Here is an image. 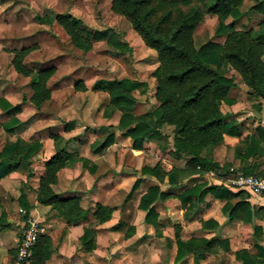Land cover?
I'll return each mask as SVG.
<instances>
[{"label":"rangeland","instance_id":"1","mask_svg":"<svg viewBox=\"0 0 264 264\" xmlns=\"http://www.w3.org/2000/svg\"><path fill=\"white\" fill-rule=\"evenodd\" d=\"M111 2L0 0V99L20 108L19 113L14 115L19 124L14 127L13 133L8 134L0 128V151L5 144L16 139L41 145L29 164L18 172L22 180L2 186L7 189L8 195L1 197L0 194V213L4 212L6 218L9 211L15 212L16 219L21 223L23 221V225L31 218L29 214L24 221V212L18 211L19 190L24 192L25 188L31 189L34 196L38 178L43 173L42 160L54 154L56 148H63L73 153L78 161L58 173L54 191L64 197L79 196L81 206L91 211L96 203L106 205L113 211L107 223L98 224L91 216L86 223H82V229L95 232V248L85 252L80 247L82 253H87L85 257H90V260H84V264H175L177 232L184 241L190 238L209 240L212 253L200 264H240L234 258V253L239 250H245L254 262L260 258L254 245L258 244L264 249L263 209L257 211L250 223L239 220L229 222L222 213L224 202L207 195L193 217L186 219V209L176 196L198 183L210 185L217 178L214 172L210 171L205 176L195 175L176 188L167 186L166 176L160 182L153 177H141L143 167H156L167 173L172 168L185 165L187 158L173 155L172 128L163 127L161 132L166 138L145 143L142 151L133 150L130 139L115 131L120 112L107 115L108 83L123 78L145 83V91L140 89L133 93L136 99L133 113L136 116L147 113L157 105L154 98L156 83L151 73L158 66V61L156 52L145 46L130 23L112 12ZM252 6V1H244L241 11L245 15L236 22L235 30L258 28L263 16L248 11ZM57 14H70L80 20L79 33L83 37L90 38L94 33L104 31L125 48L109 45L107 38L93 42L91 50L87 52L75 48L59 25L55 22L52 25L40 23L35 18H54ZM216 25V16L203 15L193 34L196 48L209 40L219 44L225 41L226 37L214 35ZM29 47L31 51L22 60L23 66L32 73L41 67L56 69L47 83L51 91L50 100L38 109L29 102L32 94L29 77L16 72L12 65L14 51ZM228 76L234 83L229 92V98L234 103L223 104L221 112L236 123L240 135L225 136L223 143L213 149L212 158L220 166L226 165L238 172L242 163L234 159V148L240 141L253 135L257 127L264 128V101L250 98L249 90L237 72L229 69ZM77 81L83 83L84 90L75 88ZM10 117L0 109V125L8 122ZM67 123L73 125L69 132L65 131ZM109 134L116 137L114 143L95 152L94 149L101 147ZM54 136L59 139L55 140ZM81 159L87 161V165L84 166ZM90 166H96L95 174L89 172ZM236 174L221 181L227 185L226 182ZM137 177L142 178L141 185L129 195ZM25 179L26 183L23 182ZM153 185H159L167 195L165 201L155 204L157 226L145 224V212L138 208L141 196ZM239 199L259 208L261 206L260 201L244 192L232 202ZM208 220H214L218 228L204 229L202 224ZM254 226L261 228L257 236L253 232ZM224 240L228 241V251L221 245ZM179 264H194L193 256H187Z\"/></svg>","mask_w":264,"mask_h":264},{"label":"trees","instance_id":"2","mask_svg":"<svg viewBox=\"0 0 264 264\" xmlns=\"http://www.w3.org/2000/svg\"><path fill=\"white\" fill-rule=\"evenodd\" d=\"M244 1L112 0L111 2L112 12L123 16L145 46L157 54L158 66L151 73L156 83L154 98L157 105L147 113L134 115L136 99L133 93L140 89L145 91L146 84L123 78L108 83L109 113L107 115L115 111L120 112L115 130L130 139L131 148L135 151H142L147 142L164 140L166 137L161 132L162 128L171 127L173 155L177 158H187L182 168H172L166 173L156 167H143L140 176L153 177L159 182L166 176V184L170 188L180 187L184 181L193 176H205L210 171L217 177L214 178L216 182L213 181L210 185L198 183L176 196L186 209L184 216L188 220L204 203L207 195L224 202L222 213L229 222L239 220L250 223L258 210H264V202L260 200H257L260 201V208L244 199L232 202L242 192H247L238 189L236 191L221 181L233 173L264 179V170H262L264 128L257 127L253 135L240 141L234 148V159L242 163L238 172L229 166H220L212 158L213 149L223 143L225 136L240 135L236 123L228 120L229 116L221 112L223 104L234 103L229 98V92L234 87L232 78L228 76L229 69L239 74L252 100L264 101V0H249L253 2V6L248 11H255L263 16L258 28L235 30L236 22L245 15L241 11ZM204 14L216 16L217 25L214 35L226 37L222 44L209 40L197 48L194 46L193 34ZM35 18L38 22L47 25L55 22L63 29L71 44L85 52L91 50L93 42L106 38L109 45L118 49L124 47L104 31L94 33L90 38L83 37L79 33L81 21L70 14H57L54 18L44 16ZM30 51V47L14 51L12 65L16 72L29 77L28 84L32 90L29 102L38 109L50 100L51 91L47 83L56 69L41 67L32 73L22 65V60ZM75 88L82 91L84 85L81 81H77ZM0 109L11 115L8 122L1 124L0 128L12 134L14 127L19 124L14 115L19 113L20 108L0 99ZM72 129L71 123L65 125L66 132ZM53 138L59 139L55 136ZM114 141L113 134H109L104 139L103 145L94 149L95 152L111 146ZM40 147L38 142L25 143L19 139L5 144L0 151V181L14 172L22 171ZM76 161L78 159L73 153L63 148H56L54 154L44 163V173L39 178L36 201L39 205L55 211L68 225L88 221L90 215L98 224L107 223L113 213L110 207L96 204L91 211L81 206L80 197L62 198L53 191L52 186L57 182L58 173ZM80 161L84 166L87 165V161L82 159ZM88 170L91 174H95L96 166H90ZM141 177L135 179L129 195L138 190L142 182ZM166 198L167 195L159 185L150 186L141 196L138 208L145 212V224L158 225L155 204L165 201ZM18 203L24 212L25 221L30 214L31 206L23 191H20ZM4 219L5 213L2 212L0 222L4 223ZM202 227L212 230L218 228V224L214 220H208L203 222ZM253 232L257 236L261 228L254 226ZM175 238V264L181 263L189 255L193 256L194 264H200L212 253L213 248L208 239L190 238L184 241L179 238L178 232ZM78 241L85 252L92 251L95 248L94 230L84 228ZM221 245L225 251L229 250L227 240L222 241ZM254 246L260 258L253 262L245 250H239L234 253L235 260L240 264H264V249L258 244ZM51 251L50 237L40 235L32 248L31 264H45Z\"/></svg>","mask_w":264,"mask_h":264},{"label":"crops","instance_id":"3","mask_svg":"<svg viewBox=\"0 0 264 264\" xmlns=\"http://www.w3.org/2000/svg\"><path fill=\"white\" fill-rule=\"evenodd\" d=\"M115 138L116 137H114V140ZM50 157L51 156H49L47 159L42 160L43 173H44V163ZM32 173L34 174L35 171H32ZM19 177H20L19 173L14 172L0 181L1 197H4L5 194L8 195V191H6L7 189H3L2 186L14 180H16L19 183L22 180V177L20 178ZM39 178H38V182H39ZM23 182L26 183V179ZM53 187L54 185L52 186V189L54 191ZM25 189L26 191H24L23 193L25 194L27 201L31 206L30 217L33 218L35 216L34 219L38 220L43 224L46 230L45 235H47L51 239L52 251L45 264H84V260L87 261L90 260V257H85L87 253H82V250H80V244L78 241V238L81 236L83 232L81 225L83 222L86 223L87 221H82L78 224L68 225L63 219L57 217L58 215L57 216L53 215V214H57L55 211H51L49 207L41 206L37 203L36 194H37L38 184L34 196H33V191H31V189L28 188ZM19 195H20V190H19ZM30 197H32L33 199H30ZM60 197L66 198L64 196H60ZM18 211H21L20 207ZM15 215L17 216L15 212L9 211V213L6 215L5 218L6 221H4V223L3 222L0 223V264H15L16 248L20 234L19 231L23 226V221L22 223L21 221H18ZM11 251H14V253H12Z\"/></svg>","mask_w":264,"mask_h":264},{"label":"built area","instance_id":"4","mask_svg":"<svg viewBox=\"0 0 264 264\" xmlns=\"http://www.w3.org/2000/svg\"><path fill=\"white\" fill-rule=\"evenodd\" d=\"M226 183L227 186L244 190L256 200L264 202V179L238 173ZM45 233V227L38 220L30 218L25 221L17 242L15 264H31L32 248L38 237Z\"/></svg>","mask_w":264,"mask_h":264}]
</instances>
